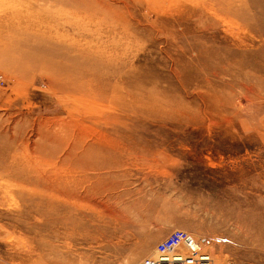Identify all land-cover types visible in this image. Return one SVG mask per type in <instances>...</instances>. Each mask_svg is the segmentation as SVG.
I'll return each instance as SVG.
<instances>
[{
    "label": "rangeland",
    "instance_id": "obj_1",
    "mask_svg": "<svg viewBox=\"0 0 264 264\" xmlns=\"http://www.w3.org/2000/svg\"><path fill=\"white\" fill-rule=\"evenodd\" d=\"M125 1L114 3L130 6L132 28L155 31L151 40L136 39L126 56V48L118 52L116 76L151 78L144 85L119 81L130 100L113 113L100 100L82 112L67 109L58 83L41 67L22 76L11 64L10 53L26 37L0 35V131L15 140L12 149L0 142V264H140L175 229L202 240L213 264H264V0ZM23 5L38 21L58 23L71 14L57 0ZM188 10L195 14L181 23ZM162 19L176 23L167 34L153 25ZM57 28L83 45H101L93 26L82 37ZM27 36L32 45L41 42ZM235 37L248 45L236 46ZM195 48L208 59L195 60ZM180 63L191 64V74L177 73ZM146 101L149 107H141ZM75 120L89 144L111 143L114 166L97 172L100 182L89 190L45 193L28 154L37 157L46 144L40 134L61 135L58 125ZM45 183L57 186L55 178Z\"/></svg>",
    "mask_w": 264,
    "mask_h": 264
},
{
    "label": "bare ground",
    "instance_id": "obj_2",
    "mask_svg": "<svg viewBox=\"0 0 264 264\" xmlns=\"http://www.w3.org/2000/svg\"><path fill=\"white\" fill-rule=\"evenodd\" d=\"M10 1L12 2L13 0H0V13L3 14L0 16V32L2 31L0 35L3 36L5 30H7L9 35L15 37L12 39L8 36L10 41L16 42L17 40H21L20 38L23 36L26 37V40L25 38L22 39V43L17 42L21 48L13 49V53L19 54L21 58L10 53L11 58L12 56L14 58L11 64L16 70L21 72L22 76L36 73L38 68L41 67L42 72H46L58 83L57 90L62 94L61 100L64 101L67 109L82 112L87 102L100 100L113 113L117 108H126L130 100V97L122 91L125 89L119 86V81L125 85L134 83L144 85L149 82V78H151L149 73H136L131 76L130 72H125L118 79L116 76L117 72L114 70V64L120 58L118 52L121 49L126 48L124 50L125 55H123L126 56L130 45L136 43V39L151 40L155 31H146L144 29L140 31L137 30L138 27L133 29L130 22L133 14L128 11L130 9L129 5H124L125 9H121L117 3H114L115 0H108V2L97 0H57V5L60 7L66 6V9L71 14H66L67 19H61L56 23L49 18L39 19L38 21L29 17L32 7L23 5L25 0H14L15 4L11 7L1 4V2L7 4ZM125 2L128 3L129 1L127 2L126 0ZM128 4L131 5V3ZM82 10H84L83 13ZM55 12L53 13L57 15L62 14L60 9ZM194 14L195 12L192 10H188L185 15L181 14V23L186 22ZM44 15L45 12L42 8L39 9L37 16L43 18ZM50 15L52 16V14ZM235 16L240 17L238 15ZM165 21L169 20L162 19L161 26H157L155 25L157 22L154 20L153 25L156 28L164 29L167 34L169 26H172V23L174 25L176 23ZM57 26H61L63 29L67 27L72 28L75 30L74 32L78 31L79 37H82L85 31L93 33L92 29V31L89 30L93 26L97 29L96 34L100 38L101 45L92 43L83 45L80 38H71L67 32H61L60 28H57L58 30L54 29ZM28 34L38 36L41 42L32 45L30 38L27 36ZM105 34L107 35L106 38L111 42H105L103 38ZM235 38L237 40L236 46L243 47L248 45L244 38ZM1 41L2 39L0 38V43L4 42ZM25 46L26 49H23ZM30 46L33 47V51L29 50ZM194 50L198 51V57L195 60L197 58L199 61L208 59V57H204V49L195 48ZM30 54H34V56H30ZM239 54H243V57L245 55L242 51ZM26 55L33 58L30 59ZM215 55L217 56V53ZM234 55L238 56V53ZM245 64V59H243L240 62V66H245ZM190 65L180 63L176 72H180L186 77V75L191 74L189 71ZM126 78H132V80L130 81ZM139 104L143 108L149 107L148 101H146V104L142 102ZM155 104L156 100H154V107L158 108ZM79 123H81L79 120H75L72 124H59L58 128L62 131L61 135L52 131L40 134L39 137H43L46 144L51 145L50 148L45 149L46 144H42L38 150L37 157L35 153L28 154L29 170L39 173L42 177V183L38 181V188L41 187L43 192L55 193L62 190L73 193L82 188L89 190L90 188H94L91 182L93 184L94 181L96 184L100 182V178L95 176L97 172L112 170L115 158L111 143L95 141L89 144L86 141V133H81L84 128H81ZM8 137L7 132L0 131V142H4L6 148L12 149L15 140L14 137L12 139ZM29 143L33 144L34 142ZM0 145L3 146L2 143ZM17 164L22 166L23 162L18 161ZM51 168H55L56 172L54 171L55 169L53 170L55 173L51 172L52 170H49ZM60 170L65 171L64 175H59ZM14 171L21 178V174L16 167ZM47 178H55L57 186L52 187L51 185H47L45 183ZM30 183L33 187L36 186L35 182L30 181ZM4 187L6 193H10L8 186ZM55 205L57 206V204Z\"/></svg>",
    "mask_w": 264,
    "mask_h": 264
},
{
    "label": "built area",
    "instance_id": "obj_3",
    "mask_svg": "<svg viewBox=\"0 0 264 264\" xmlns=\"http://www.w3.org/2000/svg\"><path fill=\"white\" fill-rule=\"evenodd\" d=\"M151 257L140 264H213V256L202 240L182 229L173 230L161 240Z\"/></svg>",
    "mask_w": 264,
    "mask_h": 264
}]
</instances>
